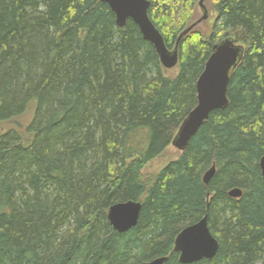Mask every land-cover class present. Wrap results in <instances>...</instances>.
Wrapping results in <instances>:
<instances>
[{
	"label": "trees",
	"instance_id": "16d2710c",
	"mask_svg": "<svg viewBox=\"0 0 264 264\" xmlns=\"http://www.w3.org/2000/svg\"><path fill=\"white\" fill-rule=\"evenodd\" d=\"M149 1L174 50L200 0ZM213 1L215 28L181 39L170 76L138 25L118 27L101 0H0V123L22 126L0 132V264H183L176 237L205 216L219 250L190 264H264V0ZM226 37L245 47L228 106L145 177L196 107L197 81ZM127 201L142 210L120 233L107 213Z\"/></svg>",
	"mask_w": 264,
	"mask_h": 264
},
{
	"label": "water",
	"instance_id": "95a60500",
	"mask_svg": "<svg viewBox=\"0 0 264 264\" xmlns=\"http://www.w3.org/2000/svg\"><path fill=\"white\" fill-rule=\"evenodd\" d=\"M101 1L107 3L115 13L118 27H125L129 19L138 25L144 39L155 47L162 66L168 70L177 67L179 64L178 46L181 39L209 17V11L205 4L206 0H200L199 7L203 11L202 17L187 27L178 37L174 50H169L162 34L148 15L149 0ZM244 52L245 47L236 43L232 37H226L212 47L204 71L196 84L197 105L186 116L172 141V146L180 152L187 149L191 138L208 120L211 112L217 109H225L228 106V87L235 69L243 59ZM260 168L264 183V156L260 159ZM215 173L216 166L214 165L204 175V182L208 184ZM228 194L230 197L240 198L243 195V190L234 188ZM141 210V201L119 202L109 208L107 217L117 232L125 233L138 224ZM219 245L218 240L210 230L208 217L205 216L196 224L181 230L176 237L174 251L179 253L181 263L190 264L203 259H212L218 252ZM168 259L169 256H163L145 261L142 264H166Z\"/></svg>",
	"mask_w": 264,
	"mask_h": 264
},
{
	"label": "rangeland",
	"instance_id": "374dc122",
	"mask_svg": "<svg viewBox=\"0 0 264 264\" xmlns=\"http://www.w3.org/2000/svg\"><path fill=\"white\" fill-rule=\"evenodd\" d=\"M214 1L213 0H206L205 4L209 10V18L204 20L203 22H201L197 28L200 31H203L205 34H211L212 30L215 28V24H216V18H217V11L213 8L212 11V3ZM203 15V11L201 10L200 7H198L197 10V14H196V20H198L199 18H201ZM178 72V68H173V69H169L167 71V75H176ZM24 123L29 121V118H25L22 120ZM18 127H22L19 126V124L16 121L13 122H3L0 123V132H4L5 130L9 129V128H18ZM181 154V152L175 148L174 146H170L167 151H165V153L160 156L159 158L155 159L153 162H151L145 169L144 174L145 177H151L153 176L155 173H157L161 168H163L165 165H167L171 160L176 159L179 155Z\"/></svg>",
	"mask_w": 264,
	"mask_h": 264
}]
</instances>
